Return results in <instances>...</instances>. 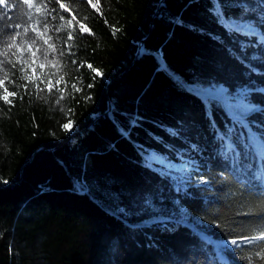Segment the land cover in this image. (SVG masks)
<instances>
[{"label":"trees","instance_id":"obj_1","mask_svg":"<svg viewBox=\"0 0 264 264\" xmlns=\"http://www.w3.org/2000/svg\"><path fill=\"white\" fill-rule=\"evenodd\" d=\"M161 1L33 0L56 11L36 56L18 53L35 63L3 66L18 95L0 99V264H264V241H240L264 214V111L249 110H264V0ZM8 4L0 31L22 33L34 9ZM22 66L37 83L64 76L65 98L26 93ZM221 85L218 99L193 92Z\"/></svg>","mask_w":264,"mask_h":264},{"label":"snow or ice","instance_id":"obj_2","mask_svg":"<svg viewBox=\"0 0 264 264\" xmlns=\"http://www.w3.org/2000/svg\"><path fill=\"white\" fill-rule=\"evenodd\" d=\"M56 4L58 5L59 9L63 10L64 12H69L70 9L66 6L65 3L61 2V0H55ZM88 4H90L93 8H96V3H93L92 0H87ZM99 0H97V3ZM22 3L27 5L29 9H34V13L31 15L27 16V20L25 21V26L23 27V32L21 33L20 31H13V32H4L0 31V56L4 57V59L0 60V72H3V78H0V87H3L5 80L9 78V72L8 70L4 69V64H10L12 68H16V63H13V57H16L17 63L23 62V65H28L30 66L31 64L35 63V60H28L24 59L22 56H19L18 53L27 50L28 52L31 53V57H35L37 52L40 51V48L37 47L35 51H32V46L37 44V38H42L44 35L48 32V17L52 15V12L56 11L55 8H52L49 10L48 4L46 3H40L36 4L33 2V0H22ZM0 6L4 8H17L18 4H8V0H0ZM213 7L216 9V16L218 22L221 23L222 26H224L227 30V26L231 24L233 28H236L237 31H240L239 28L236 27L235 24H233L228 18L226 13L223 11V6L219 3L216 2L213 4ZM33 15H35V20H33ZM55 19V17H52ZM61 20H64V16H60ZM72 19H76L75 16L72 17ZM31 21L32 24L36 25V27H32L31 24L28 22ZM68 23H71V20L68 21ZM16 29H19L21 25L18 23L14 26ZM249 27V34L250 35H256V29L257 25H248ZM39 29V30H37ZM80 30L81 32L84 31H89L87 25L81 23L80 24ZM29 31L33 32L34 35L29 37L28 33ZM261 35H264V31L260 33ZM6 37V38H5ZM22 37L26 39H22ZM68 40L73 39L72 35H68ZM51 37H48L47 39H43V44L47 45V48L52 49L53 51H56V44H49V40ZM18 41H20L18 43ZM11 54V55H9ZM71 54V53H70ZM60 55L63 56L64 53L63 51L60 52ZM43 60L47 61L48 63H52V61L48 60V51L45 49L43 52ZM73 63H76L73 61ZM83 66V65H81ZM41 68L44 67V64L41 63L40 65ZM87 67L91 69L92 72H94L97 76L102 75V73L94 68L91 64H88ZM23 75L19 77V79L27 81V83L20 85L24 89V91L27 93L28 89V83L34 84V87L39 93L40 91L47 90L49 94L52 93L53 89H55L59 93V98L57 99L56 103L59 104L61 100L65 98V91L68 87V82L64 79V76H60L55 80V83H53L52 76H55V73H52L46 80L42 79L40 77H37V80H39V83H37L35 80H33L32 76L35 74V68L32 69V75H29L27 73V68L26 67H21L19 69ZM63 83L64 88H60L59 85ZM41 84L44 85V88H41ZM91 86V85H89ZM72 89H74L75 92H80L82 89L80 87H77L76 83H73L71 85ZM18 93L15 91L10 92L7 87H3V94L0 95V99H2L6 104H11L12 101L9 99V97H15L17 96ZM20 99H23V96H20ZM249 110L250 111H264L260 108H258L256 105H249ZM71 110L69 109V112ZM73 121L69 118L68 122L64 123L62 127L64 128L65 131H70L73 125ZM259 139L261 141H264V134L260 133ZM189 180L191 177L188 178ZM7 181H5L6 183ZM200 182L202 183H207V179L204 176L200 177ZM262 204H264V194H262L258 198ZM255 234L250 235V236H242L240 237V241H245L249 244H254L256 241H264V214L261 215V219L259 223L257 224L255 228ZM240 241L238 239H231L230 241H226V243L231 244L232 246H239ZM257 251L255 253L256 256L259 257L261 261H264V244L257 245ZM250 259V258H249Z\"/></svg>","mask_w":264,"mask_h":264},{"label":"water","instance_id":"obj_3","mask_svg":"<svg viewBox=\"0 0 264 264\" xmlns=\"http://www.w3.org/2000/svg\"><path fill=\"white\" fill-rule=\"evenodd\" d=\"M165 0H162L161 2H160V4H159V6H158V11H159V9H160V5L162 4V2H164ZM158 11H156L157 13H158ZM156 13V14H157ZM156 18V15L154 16V18H153V21H154V19ZM153 21L151 22V25H150V27L152 28L153 27ZM144 43H145V39L144 40H142L140 43H139V51H138V54H137V57H136V59H138L139 57H140V55H141V52H142V48H143V46H144ZM220 87H223L224 89H226V90H228V88H226L225 86H223V85H221ZM208 89H211V88H207V89H205L204 90V92H206ZM194 93H196L198 96H200V94L201 93H199V92H194ZM201 97V96H200ZM208 99H217V97H209ZM111 111V110H110ZM97 120V119H96ZM96 120H94L93 121V124H95L96 123ZM44 149H40L38 152H41V151H43ZM37 152V153H38ZM36 155V154H35ZM34 155V156H35Z\"/></svg>","mask_w":264,"mask_h":264},{"label":"bare ground","instance_id":"obj_4","mask_svg":"<svg viewBox=\"0 0 264 264\" xmlns=\"http://www.w3.org/2000/svg\"><path fill=\"white\" fill-rule=\"evenodd\" d=\"M223 90H224L223 87H220L217 89H208L206 92H200L201 93L200 96L202 99H208L209 97H218ZM193 92H197V91H193ZM222 261H224V260L222 259Z\"/></svg>","mask_w":264,"mask_h":264},{"label":"rangeland","instance_id":"obj_5","mask_svg":"<svg viewBox=\"0 0 264 264\" xmlns=\"http://www.w3.org/2000/svg\"><path fill=\"white\" fill-rule=\"evenodd\" d=\"M241 28H243V26L241 25ZM217 88H220V86L219 87H216V88H211V89H217ZM197 92H204L203 90H197ZM226 94V89H224L222 92H221V94L217 97V98H220V97H222V96H224ZM221 256V255H220Z\"/></svg>","mask_w":264,"mask_h":264}]
</instances>
